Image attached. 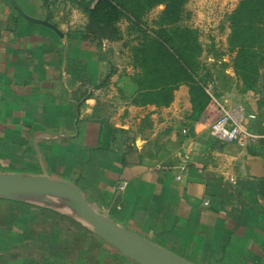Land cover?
Listing matches in <instances>:
<instances>
[{
  "label": "crops",
  "instance_id": "obj_1",
  "mask_svg": "<svg viewBox=\"0 0 264 264\" xmlns=\"http://www.w3.org/2000/svg\"><path fill=\"white\" fill-rule=\"evenodd\" d=\"M87 1L0 0V173L69 181L96 210L190 262L264 264V66L254 86L229 57L208 66L214 99L199 120L186 85L167 107L143 105L135 71L91 43ZM221 107L241 116L245 142L211 134ZM1 199L31 208L0 225V264H138L71 214L102 241L98 259L26 254L49 238L28 237L41 206ZM50 243L67 254L63 240Z\"/></svg>",
  "mask_w": 264,
  "mask_h": 264
},
{
  "label": "rangeland",
  "instance_id": "obj_2",
  "mask_svg": "<svg viewBox=\"0 0 264 264\" xmlns=\"http://www.w3.org/2000/svg\"><path fill=\"white\" fill-rule=\"evenodd\" d=\"M90 1L93 0L87 2ZM241 1L187 0L180 11L178 21L172 24L163 19L165 17V4H160L145 11L138 25L127 17H123L113 27L98 26L89 21V28L87 30L91 43L97 44L96 47L105 56L117 57L116 63L118 67H115L116 69L122 71L131 69L135 71L132 77L133 82L134 78L141 73L139 69L140 60L136 56H141L139 49H141L140 45L144 41L148 42L158 32L164 30V34L166 33L167 37L172 39V46L177 49L183 45L179 30H192L196 33V37L201 46L199 73L200 77L204 78V84H206L211 76L208 66L215 62L223 63L227 57H229L232 65L234 64L237 50H232L230 47V36L232 32L230 16L237 9ZM85 3L82 4L84 5ZM80 8L84 10L85 5ZM85 15H87L86 12ZM185 42V45L189 44V42ZM106 66L108 69L114 68V66ZM25 196H27L26 199H8L18 202L21 201L28 205L32 204L35 207L41 206L44 209L43 211L36 209V212L41 213V215L33 221V225L28 231V237L40 241L42 234L46 233L49 235L47 241L42 240V242L28 246L26 248V254L31 255L36 253L40 259L44 254H54L58 255V258H64L66 260H69V258L70 260H76L78 257L96 260L101 256L99 246L102 241L93 234L86 235L81 232V225L83 224L76 220L78 219V215L71 206L72 201L56 195L47 194L43 191H36ZM93 205L98 209L97 204ZM24 206L18 205V203L0 202V225L5 228H12L13 225L20 222L17 221L19 220L18 215L24 214ZM25 208L30 209L31 207L25 206ZM100 211V213H106L104 210ZM112 211L108 213L110 217H114ZM69 214L73 215L76 219H72H75L81 225L72 221L71 218H68ZM113 220L117 222V220ZM127 229L131 230L130 228ZM61 240H63L66 246L63 252L67 254L47 250L50 242V244H58V241L60 242ZM69 246L71 247L70 253ZM72 246L75 248H72ZM192 263L200 264L198 262Z\"/></svg>",
  "mask_w": 264,
  "mask_h": 264
},
{
  "label": "trees",
  "instance_id": "obj_3",
  "mask_svg": "<svg viewBox=\"0 0 264 264\" xmlns=\"http://www.w3.org/2000/svg\"><path fill=\"white\" fill-rule=\"evenodd\" d=\"M92 2L84 4L89 21L113 27L123 17L138 25L145 11L160 4H165L163 19L176 23L187 0H97L94 6ZM230 19V47L237 50L233 68L239 81L254 86L264 66V0H242ZM179 35L183 45L177 49L164 30L140 45L141 56L136 58L140 60L141 73L134 78L138 101L167 107L173 102L175 91L187 85L192 103L190 119L199 120L211 102L199 73L201 46L194 31L182 29ZM185 41L189 44L185 45Z\"/></svg>",
  "mask_w": 264,
  "mask_h": 264
},
{
  "label": "water",
  "instance_id": "obj_4",
  "mask_svg": "<svg viewBox=\"0 0 264 264\" xmlns=\"http://www.w3.org/2000/svg\"><path fill=\"white\" fill-rule=\"evenodd\" d=\"M36 191L72 201V208L86 227L138 264H194L100 213L87 201L81 189L69 181L46 174L0 173V198L18 199V196Z\"/></svg>",
  "mask_w": 264,
  "mask_h": 264
},
{
  "label": "built area",
  "instance_id": "obj_5",
  "mask_svg": "<svg viewBox=\"0 0 264 264\" xmlns=\"http://www.w3.org/2000/svg\"><path fill=\"white\" fill-rule=\"evenodd\" d=\"M96 2L97 0H93L92 6H94ZM205 90L210 97L213 96V84L211 82L206 83ZM241 119V116H235L231 111L221 107L220 117L211 125V134L228 143L245 142L246 140L243 135L246 134L243 133ZM184 132L186 131L184 130ZM251 137L253 138V136ZM176 179L181 181L183 178L182 176H177ZM120 189L123 190V188Z\"/></svg>",
  "mask_w": 264,
  "mask_h": 264
}]
</instances>
